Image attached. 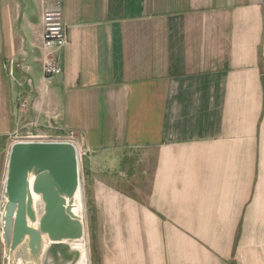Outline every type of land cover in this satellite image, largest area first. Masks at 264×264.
<instances>
[{
	"label": "crops",
	"instance_id": "0c3cea01",
	"mask_svg": "<svg viewBox=\"0 0 264 264\" xmlns=\"http://www.w3.org/2000/svg\"><path fill=\"white\" fill-rule=\"evenodd\" d=\"M29 1L0 0V153L74 130L105 171L127 158L92 185L100 264H264V0H62L50 79Z\"/></svg>",
	"mask_w": 264,
	"mask_h": 264
},
{
	"label": "water",
	"instance_id": "95a60500",
	"mask_svg": "<svg viewBox=\"0 0 264 264\" xmlns=\"http://www.w3.org/2000/svg\"><path fill=\"white\" fill-rule=\"evenodd\" d=\"M82 207L72 141H12L0 196V264H89Z\"/></svg>",
	"mask_w": 264,
	"mask_h": 264
},
{
	"label": "rangeland",
	"instance_id": "374dc122",
	"mask_svg": "<svg viewBox=\"0 0 264 264\" xmlns=\"http://www.w3.org/2000/svg\"><path fill=\"white\" fill-rule=\"evenodd\" d=\"M25 3L27 0H23ZM30 5V15L33 17V15L37 14V6L34 2L29 1ZM27 38L31 42L33 39V36L31 34V30L29 29L27 31ZM35 49H38L37 46L34 47ZM38 54V50L36 53H33L31 56ZM33 70L36 71V74L39 73V65L37 62L32 63ZM32 70V71H33ZM48 137H54L57 133H46ZM61 137L58 139L53 140H64L66 135L64 133H59ZM13 139L12 137L8 140L7 146L5 151H2L0 153V196H1V190H2V183H3V177H4V171H5V163H6V157L7 152L9 149L10 144L12 143ZM115 157H101L99 160L95 158L94 156L88 154L85 155L80 153V172H81V193H82V208H83V217L85 220L86 225V250H87V256L89 259V264H100V256L99 254L104 251V248H106L107 252H110V255L112 257V250L114 246V239L115 236H113V232L109 234V231L114 228V222L112 219H106L103 220L101 218V215L99 214L100 206L97 195L94 196V191L92 189V185H96L97 180H104L111 184H114V177L116 179H123L126 182H129L132 175L131 172L126 173L125 176L121 177L118 173V167H122L120 165H123L126 162L127 158H124V160L118 165V167L113 166L111 168H108V171H105V167L108 163H113V159ZM145 162H142L144 164ZM135 164V161H134ZM107 168V167H106ZM113 169H115L113 171ZM95 182V183H94ZM89 187H88V185ZM130 185V183H127ZM142 186L144 191L146 190L147 183L143 180ZM130 187V186H129ZM143 191V192H144ZM103 207V206H102ZM100 211V212H99Z\"/></svg>",
	"mask_w": 264,
	"mask_h": 264
},
{
	"label": "built area",
	"instance_id": "2783aa9c",
	"mask_svg": "<svg viewBox=\"0 0 264 264\" xmlns=\"http://www.w3.org/2000/svg\"><path fill=\"white\" fill-rule=\"evenodd\" d=\"M42 13L41 22V72L45 79L59 74L61 72L60 63L55 56V52L61 49L67 43L66 26L62 19V0H41ZM26 102H21V107H25ZM27 127H36V121L27 123ZM15 140H43L36 139V135L31 133L29 129L21 131L16 129L10 134ZM64 140L72 141L78 149L76 137L77 133L74 130H68L65 133Z\"/></svg>",
	"mask_w": 264,
	"mask_h": 264
},
{
	"label": "bare ground",
	"instance_id": "6f19581e",
	"mask_svg": "<svg viewBox=\"0 0 264 264\" xmlns=\"http://www.w3.org/2000/svg\"><path fill=\"white\" fill-rule=\"evenodd\" d=\"M84 264V263H83Z\"/></svg>",
	"mask_w": 264,
	"mask_h": 264
}]
</instances>
